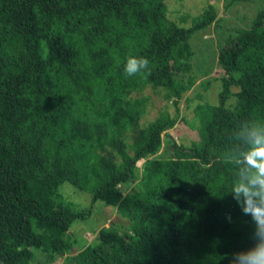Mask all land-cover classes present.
I'll list each match as a JSON object with an SVG mask.
<instances>
[{
	"label": "trees",
	"instance_id": "obj_1",
	"mask_svg": "<svg viewBox=\"0 0 264 264\" xmlns=\"http://www.w3.org/2000/svg\"><path fill=\"white\" fill-rule=\"evenodd\" d=\"M216 18L209 4L181 26L166 0H0V264H229L251 246L223 154L238 121L264 119V8L218 46L219 100L195 107L190 145L168 132L177 114L141 126L147 96H132L159 89L178 109L196 82L189 39ZM128 56L151 74L126 76ZM98 201L127 224L73 253Z\"/></svg>",
	"mask_w": 264,
	"mask_h": 264
},
{
	"label": "rangeland",
	"instance_id": "obj_2",
	"mask_svg": "<svg viewBox=\"0 0 264 264\" xmlns=\"http://www.w3.org/2000/svg\"><path fill=\"white\" fill-rule=\"evenodd\" d=\"M209 4L214 7L217 18L209 27L193 32L189 39L193 50L191 74L196 77V82L178 101V109L171 100L164 99L159 89L153 91L152 88H146L142 94L132 95L147 96L146 112L140 120L141 126L153 120L160 111L165 110L172 116L177 114V124L168 132L178 143L184 145H190L198 136L195 126L199 122L194 113L197 104L218 103L223 76L217 63L218 46L225 43L239 28L249 27L257 12L264 8V0H166L167 17L181 26L188 27L192 23V18L201 14ZM232 102L235 103L234 96L230 97L226 104ZM142 162L143 160L138 163V167ZM61 189L65 199L77 205L85 206L91 202L89 192L79 191L69 183H63ZM101 204L98 201L92 206L91 215L87 220L73 223L71 228L75 241L73 253L85 243L93 241L101 226H108L112 222L126 226L127 221L118 217L114 208L102 207ZM63 257L64 255L59 256L54 263L49 264H62ZM39 258L43 259L41 255Z\"/></svg>",
	"mask_w": 264,
	"mask_h": 264
},
{
	"label": "clouds",
	"instance_id": "obj_3",
	"mask_svg": "<svg viewBox=\"0 0 264 264\" xmlns=\"http://www.w3.org/2000/svg\"><path fill=\"white\" fill-rule=\"evenodd\" d=\"M126 76L151 74L150 61L128 56L123 62ZM224 161L235 171L231 194L243 215L252 223L251 246L234 251L229 264H264V119H244L229 134ZM231 221V215L226 213ZM227 255V254H225Z\"/></svg>",
	"mask_w": 264,
	"mask_h": 264
}]
</instances>
